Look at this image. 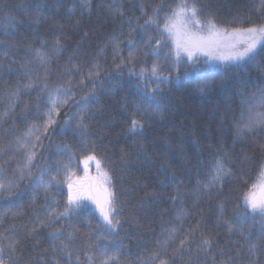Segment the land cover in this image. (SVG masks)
<instances>
[{"label":"trees","instance_id":"obj_1","mask_svg":"<svg viewBox=\"0 0 264 264\" xmlns=\"http://www.w3.org/2000/svg\"><path fill=\"white\" fill-rule=\"evenodd\" d=\"M182 2L88 0L85 5L82 0H0V180L5 183L0 189V247L5 249V258L8 245L19 241L17 264H67V256L53 251V243L58 248L59 241L49 238V233L60 230L64 237L69 233L75 237L69 244L76 250L73 264L77 256L80 264H88V256L94 257L93 264H100V249L105 248V255L113 257L109 264H160V259L169 264H213V257L215 264L230 257L233 264H264V217L253 215L243 202V193L254 192L253 185L259 184L256 195L264 191V129L239 131L250 112H264V105L259 104L264 90L262 46L255 61L242 67H212L200 53L199 62L191 66L183 56L176 69L164 60V54L175 48L173 38L165 34L158 59L138 53L131 63L127 59L129 51L136 53L129 48L130 39L150 52L144 41L150 35L161 38L157 32L162 23L159 29L153 25L142 33L137 21L144 25L161 5L158 19L163 21ZM210 7L218 26L229 33L262 22L254 11L259 0H211ZM197 18L203 21L205 17ZM129 21L134 31L130 32ZM37 49L47 57L44 66L36 58ZM154 63L163 67L162 76L170 81L159 84L156 100L150 104L145 92L157 88L156 77L148 71ZM141 68L146 70L143 78ZM90 71L99 72L95 85L87 79ZM29 83L31 88L26 87ZM56 88H70L74 101H89L86 135L74 131L77 119L65 125L79 110L69 101L56 118L55 132L50 128L49 137L42 138L43 147L35 149L32 177L21 180L25 158L15 151L16 141L33 125L42 128L50 108L49 92ZM133 119L143 122L142 132L130 133ZM65 146L73 155V182L85 177L86 156L102 159L100 172L108 174L111 182L106 187L116 196L119 224L114 231L106 229L87 199L70 220L61 218L51 227L38 223L37 218L47 217L46 198L54 196L57 211L64 210L67 183L62 182L59 191L53 188L45 193L34 180L42 167L50 169L43 177L47 182L56 174L57 162L67 163L65 154L57 151ZM217 157L224 158L233 175L205 188ZM89 174L99 177L92 167ZM57 178L64 181L63 175ZM226 221L234 225L231 232ZM33 227L36 231L29 235ZM173 228L176 232L165 249L162 242ZM193 228L196 231L191 234ZM186 236L183 256L173 257ZM204 239L211 241L208 253L198 247ZM157 253L160 259L154 260Z\"/></svg>","mask_w":264,"mask_h":264},{"label":"snow or ice","instance_id":"obj_2","mask_svg":"<svg viewBox=\"0 0 264 264\" xmlns=\"http://www.w3.org/2000/svg\"><path fill=\"white\" fill-rule=\"evenodd\" d=\"M82 2L87 5L88 0H82ZM211 0H207V3H201V0H195L194 3L189 4L187 0H184L180 5L177 6L176 9L172 10L171 15H168L164 18L163 21H159V11L162 10V5L157 6L153 9V17H149L145 20L144 25H140L137 21L136 27L142 30V33L147 32V28L153 25H156L157 29H159L160 24H163L162 30L157 32V36L161 38H155L153 36H148L147 40L144 41V47L149 48L150 52L143 51L142 48H138L133 40L128 41V45L130 49H136V53L129 51L128 61L131 63L132 60L136 58L137 53L143 56L152 55L159 58L161 52L160 49L165 46L162 38L167 34L168 37L173 38V43L175 45L174 50H171L168 53L164 54L165 62H171V66L173 68L178 69L181 63L183 56L186 55L187 60L191 64H195L199 62V55L203 53L210 60H219L225 65H235L237 67H242L245 63L254 62L255 58L258 54L257 46L262 45L260 51L264 52V0H259V7L254 8V11L257 12V18L262 22L258 25L248 27L246 29H232L229 33L226 28L219 27L218 21L215 19V14L211 10ZM72 11V9H69ZM147 15V13H143ZM198 16H204L203 21L198 19ZM192 26L195 30L189 27ZM147 26V27H146ZM130 32L134 31L131 27V21H129ZM224 37L233 38V43H231L229 47V51L227 54H222L220 49L222 47V40ZM239 37H243V39H237ZM57 45L59 41L56 42ZM155 45V47H153ZM59 50V49H57ZM118 50V49H117ZM35 55L39 63L44 66L47 64V57L42 53L39 49L35 50ZM121 64L124 62V58L121 57ZM23 67V65H22ZM94 67L98 68V65H94ZM117 68H120L121 65H117ZM128 71L132 73L133 69L129 68ZM145 69L141 68L140 77L143 78L145 74ZM150 75L152 77H156L157 80V88L152 89L151 91H146L145 95L148 99V102L151 104L156 100V93L160 91L159 84L170 81V77L162 76L164 71L163 67L159 63H154L150 70ZM45 75H47V69L45 70ZM99 72L96 73L89 72L87 79L95 85L94 76L98 77ZM175 79H178L176 77ZM81 83H84L82 80ZM204 84H207V81H204ZM26 87L31 88L32 84L29 83ZM44 88L47 85H43ZM74 93L70 88H56L49 92V112L48 118L43 124L42 128L40 126L33 125L30 127L25 134V136L21 139L18 138L16 141V152L22 154L25 158V163L22 169L19 171L20 179L23 180L25 177H32V168L34 166V162L37 160V153L35 149L37 147L42 148V138L47 139L49 137V129L53 128L54 125L57 124L56 116L59 115V109L64 105H67L69 101H73L76 105H78V112L74 117H69L67 121H65V125H67L72 119H77V128L74 131L81 132L82 135H86V117H87V104L88 100L85 99L83 102H77L73 100ZM63 98V99H62ZM259 104L264 105V90H262ZM139 110V106L137 108ZM244 118V113H241V119ZM144 128V124L140 120L133 119L131 121V127L129 129L130 133L142 132ZM257 128L264 129V112H256L249 113L247 121L243 124V128L240 129V132L247 131L252 132ZM66 127H61V131H65ZM55 129L53 128V133ZM85 149L87 147V141H84ZM57 151L65 154L67 163L61 164L57 162L54 166L56 168V174L51 175L50 179L45 182L43 177L44 175L50 172V169L47 166L41 168L40 177L34 180V184L36 187L43 188L45 193H49L53 188H56L59 191L60 184L62 182L67 183L68 193H67V201L64 206V210L62 212L57 211L56 205L58 201H56L53 196L50 200L46 198V211L47 217L44 220L38 219V223L44 225L46 227H51L55 223L59 222L61 218L72 219L73 215L78 213L82 207H84V201L92 200L93 203L96 204L99 209L100 215L105 223V227L109 231H114L119 224V221L116 219V196L110 190V187L103 188V196L98 197L93 190L91 185H86L83 182L77 181L73 182L70 179V169L73 163V155L71 154L70 149L65 146L64 148H57ZM95 162L97 171L100 176L103 177L104 183L110 185V177L105 172H100L102 159H98L95 155H88L84 158L83 164L85 170H87L90 162ZM2 171V168H0ZM63 175L64 181L59 180L57 177ZM233 175L232 169L227 167L223 157H217L215 165L213 166V175L210 181L204 185L205 188L211 187L216 184H222L224 179ZM261 179L264 180V163L261 164ZM253 188L256 186L253 185ZM5 188V183L3 180H0V189ZM175 199V197H173ZM243 202L247 209H250L253 215H260L264 217V196L257 198L255 192L249 190L246 193H243ZM219 211L223 213L224 208L223 205L219 206ZM72 214V215H70ZM228 225L229 232H231L234 228V225L231 221H226ZM199 225L196 226L198 228ZM196 228L190 230L191 234H194ZM36 228L33 227L29 235L34 233ZM176 229L173 228L169 237L166 238L162 242V246L166 249L168 245V240L172 238V233H175ZM241 235H244L241 232ZM49 238L52 241H59V247L57 248L56 244L53 243V251H59L63 255L67 256V264H73V256L76 250H71L69 248V244L73 242L75 237L73 234L69 233L67 237H64V233L60 230L49 233ZM188 236L185 239L180 241V244L176 250L173 251V257L175 256H183L184 250L186 248V241L188 240ZM65 239L68 243H65ZM91 239V235L89 234V240ZM245 239H250V237H245ZM19 241H13L8 245L10 252L5 253V249L0 247V264H17L15 259V254L17 252L16 244ZM93 245L89 244V248H92ZM198 247L205 253L211 251V241L208 239H204L201 241ZM255 245H251V250L254 251ZM107 249H100V264H109V261L113 259V257L106 256ZM223 254V251L222 253ZM41 261L44 258L39 257ZM88 264H93L94 257L88 256ZM153 259H160L159 253H157ZM54 264H60L59 261H54ZM75 264H80L79 257H76ZM160 264H169L167 260L160 259ZM213 264H215V257H213ZM223 264H233V258H229L227 261H224Z\"/></svg>","mask_w":264,"mask_h":264},{"label":"rangeland","instance_id":"obj_3","mask_svg":"<svg viewBox=\"0 0 264 264\" xmlns=\"http://www.w3.org/2000/svg\"><path fill=\"white\" fill-rule=\"evenodd\" d=\"M237 39H243V37H239V38H237ZM233 42H234V41H233V38H230V37H224L223 40H222V47H221V49H220V52H221L222 54H227L228 51H229V47H228V46H229L231 43H233ZM261 46H262V45H258V46H257V50H258ZM205 57H206V63H207V65H209V66H212V67H220V66H222V65H225L224 63H222V62L219 61V60H210L209 57H207L206 55H205ZM62 99H63V98H62ZM66 106H67V105H64L63 107H61V108L59 109V112L64 111L65 108H66ZM56 118H57V116H56ZM90 167H92V168L94 169V171H96V172L98 173L97 168H96V165H95L94 162H90V163H89V166H88L87 170H85V168H84V164H83V169H84V171H85V177L81 180V182L88 184V181H89V179H90V174H89ZM98 175H99V173H98ZM99 177H100V182H101V184L103 185V187H106L107 184L104 183L103 177L100 176V175H99ZM258 189H259V184H257L256 187L254 188V192L256 193V192L258 191ZM256 196H257V198H260V197L264 196V191L260 192V193L257 194ZM249 210H250V209H249Z\"/></svg>","mask_w":264,"mask_h":264},{"label":"water","instance_id":"obj_4","mask_svg":"<svg viewBox=\"0 0 264 264\" xmlns=\"http://www.w3.org/2000/svg\"><path fill=\"white\" fill-rule=\"evenodd\" d=\"M88 185H91L93 187V190L95 191L96 195L98 197H102L103 196V186L101 185L100 181H99V177L97 175H94L90 178ZM92 205L94 207V209L97 211L99 218L103 221L99 209L97 208L96 204L93 203V201L91 200ZM104 222V221H103Z\"/></svg>","mask_w":264,"mask_h":264}]
</instances>
